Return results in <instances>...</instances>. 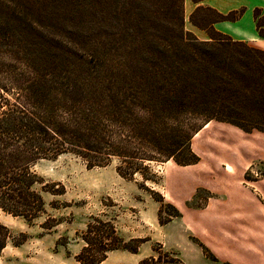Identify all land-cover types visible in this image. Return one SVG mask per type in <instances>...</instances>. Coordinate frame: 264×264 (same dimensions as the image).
<instances>
[{"label": "trees", "instance_id": "16d2710c", "mask_svg": "<svg viewBox=\"0 0 264 264\" xmlns=\"http://www.w3.org/2000/svg\"><path fill=\"white\" fill-rule=\"evenodd\" d=\"M192 1L190 21L206 39L186 29L185 0H83L90 38L73 55L69 41L51 35V0H0L3 212L28 224L46 212L48 183L39 189L44 181L33 169L44 158L73 153L92 168L117 157L121 176L156 181L154 161L200 160L191 141L212 120L264 132V48L215 26L239 20L246 7L221 12ZM254 18L264 39L261 7ZM96 29L102 31L97 40ZM43 227L53 225L48 219ZM29 237L0 221V258L9 243L19 246ZM81 238L75 258L82 264H101L115 250L136 253L149 240L126 239L112 219L98 215L89 217ZM153 251L138 264H187L161 243Z\"/></svg>", "mask_w": 264, "mask_h": 264}, {"label": "rangeland", "instance_id": "374dc122", "mask_svg": "<svg viewBox=\"0 0 264 264\" xmlns=\"http://www.w3.org/2000/svg\"><path fill=\"white\" fill-rule=\"evenodd\" d=\"M196 5L192 0H185V27L199 38L206 39L205 31L190 21ZM260 7L264 13V3ZM50 11L51 35L56 39H66L72 46V54L81 55L90 38L89 29L84 24L83 0H51ZM97 16L100 17L99 9ZM100 29L103 31L102 27ZM100 29L93 31V39L97 40L96 35L102 33ZM207 124L194 134L191 141L200 160L191 165H180L173 159L154 161L151 171L156 181L144 180L140 173L132 178L121 176L117 172L120 164L117 157L105 166L92 168L73 153L39 160L33 169L44 181L37 184L39 189L48 183L46 190L42 191L46 212L28 224L23 218L0 209L1 222L15 232L23 231L30 235L19 246L9 243L3 250L0 264H82L75 256L84 245L81 233L91 215L112 219L126 239L149 238L141 244L138 252L115 250L101 264H138L142 258L154 254L153 247L157 242L165 249L178 252L187 264H245V259L247 264H264V252L227 250L225 253L219 249L222 241L212 245V249L202 240V237L207 238L204 224L206 207L216 198L219 201L223 197V160H232L233 153H238L243 165L251 164L245 173L248 180L264 176L263 156L249 149L242 153L233 149L239 141L240 145L250 143V146L258 148L240 134L250 137L253 131L259 130L246 132L236 125L217 120ZM52 190L64 192L55 194ZM177 211L181 215L173 217ZM160 218L168 222L162 224ZM48 219L53 225L51 229L43 227ZM196 239L202 241L217 260L208 258ZM255 254H260L259 262L255 260Z\"/></svg>", "mask_w": 264, "mask_h": 264}, {"label": "crops", "instance_id": "0c3cea01", "mask_svg": "<svg viewBox=\"0 0 264 264\" xmlns=\"http://www.w3.org/2000/svg\"><path fill=\"white\" fill-rule=\"evenodd\" d=\"M203 3L221 12H229L245 6L246 11L239 20L221 21L215 26L237 39L247 40L262 47L260 42H264V39L258 35L255 27L254 8L260 7L264 0H204ZM250 135L247 137L240 134V137L253 141L258 148L250 146V143L240 145L239 141L238 146L233 149L239 150L240 153L249 149L256 155L264 157V132L253 131ZM233 155L232 160H223L225 165L222 166L224 178L222 200L218 201L216 198L215 201L210 202L206 207L207 214H203L207 238L202 237V240L212 249V245L222 241L223 245L219 249L222 248L225 253H228L227 250L237 253H262L264 252V176L258 180H248L245 173L251 164L243 165L239 154L233 153ZM254 258L259 262L260 254H255ZM244 262L247 264L246 259Z\"/></svg>", "mask_w": 264, "mask_h": 264}, {"label": "bare ground", "instance_id": "6f19581e", "mask_svg": "<svg viewBox=\"0 0 264 264\" xmlns=\"http://www.w3.org/2000/svg\"><path fill=\"white\" fill-rule=\"evenodd\" d=\"M260 45L264 47V42H260ZM208 124H206L204 127H206ZM197 135V134H196Z\"/></svg>", "mask_w": 264, "mask_h": 264}]
</instances>
